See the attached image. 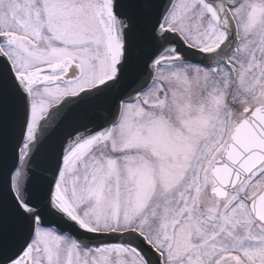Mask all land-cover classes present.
I'll list each match as a JSON object with an SVG mask.
<instances>
[{"label":"snow or ice","instance_id":"6c2138e0","mask_svg":"<svg viewBox=\"0 0 264 264\" xmlns=\"http://www.w3.org/2000/svg\"><path fill=\"white\" fill-rule=\"evenodd\" d=\"M0 264H264V0H0Z\"/></svg>","mask_w":264,"mask_h":264}]
</instances>
